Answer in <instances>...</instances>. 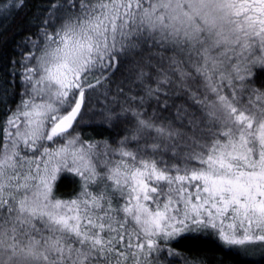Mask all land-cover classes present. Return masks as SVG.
<instances>
[{
  "label": "snow or ice",
  "instance_id": "obj_1",
  "mask_svg": "<svg viewBox=\"0 0 264 264\" xmlns=\"http://www.w3.org/2000/svg\"><path fill=\"white\" fill-rule=\"evenodd\" d=\"M41 15L15 109L0 95V264H207L173 247L197 235L264 250V0H46ZM95 115L118 139L83 138Z\"/></svg>",
  "mask_w": 264,
  "mask_h": 264
},
{
  "label": "trees",
  "instance_id": "obj_2",
  "mask_svg": "<svg viewBox=\"0 0 264 264\" xmlns=\"http://www.w3.org/2000/svg\"><path fill=\"white\" fill-rule=\"evenodd\" d=\"M45 3L46 0H26L25 7L18 12L7 15L6 18L0 16V95L7 97L5 103L12 109H15L16 103L21 98L19 95L21 92L20 77L18 74L13 75V73H18L20 65L13 62L22 59L21 53L26 51L22 43L25 36L37 31L35 25L39 21L36 18H44L41 13ZM114 80L118 83V77H114ZM115 88L116 83L111 84L112 93L115 92ZM3 108L4 105H0V118L4 116ZM96 117L99 116L96 115ZM99 121L96 120L79 128L84 139H106L111 142L118 139L119 128L105 129L97 126ZM75 190L76 183L69 177L59 185L57 195L67 198ZM173 247L180 251L207 253V264H219L221 257L229 264H264V250L261 248L253 247L246 253L238 252L236 249L226 250L212 236H191Z\"/></svg>",
  "mask_w": 264,
  "mask_h": 264
},
{
  "label": "rangeland",
  "instance_id": "obj_3",
  "mask_svg": "<svg viewBox=\"0 0 264 264\" xmlns=\"http://www.w3.org/2000/svg\"><path fill=\"white\" fill-rule=\"evenodd\" d=\"M111 96H112V93H110V95H109V97H108V100H105L104 96H100V97H99V100L94 99V100L92 101L93 106H94L95 108H97V109L101 108L104 104L109 103V102L111 101ZM97 116H98V115H97ZM100 119H101V118H100V117H96V115L93 116L91 119H90L89 117H86V118H85V123H84L83 125H85V124H89V123H92V122H94V121H96V120L99 121ZM77 131L79 132V128L77 129ZM109 142H111V141H109Z\"/></svg>",
  "mask_w": 264,
  "mask_h": 264
}]
</instances>
